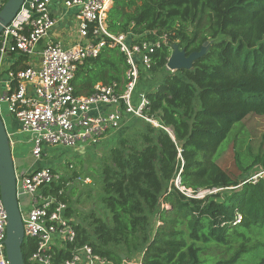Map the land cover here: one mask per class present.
<instances>
[{"label":"trees","instance_id":"trees-1","mask_svg":"<svg viewBox=\"0 0 264 264\" xmlns=\"http://www.w3.org/2000/svg\"><path fill=\"white\" fill-rule=\"evenodd\" d=\"M108 26L139 41L167 35L142 74L153 82L141 87L164 127L136 119L118 134L98 158L87 209L77 210L65 175L46 189L68 204L77 231L56 261L88 244L113 264H264V179L238 177L215 159L237 122L264 115V0H114ZM176 41L187 55L206 50L191 68L170 71ZM128 68L119 48L106 47L77 66L74 94L124 83ZM37 247L26 239L27 264Z\"/></svg>","mask_w":264,"mask_h":264},{"label":"built area","instance_id":"built-area-1","mask_svg":"<svg viewBox=\"0 0 264 264\" xmlns=\"http://www.w3.org/2000/svg\"><path fill=\"white\" fill-rule=\"evenodd\" d=\"M6 1L0 0V11ZM113 2L63 0L64 13L74 10L76 21L75 39L68 45L61 40H45L59 22L54 0H25L16 17L3 29L0 34V113L12 150L15 135L19 134L27 135L20 142L30 144L31 155L39 160L52 147L92 150L105 147L110 133L116 135L114 144L118 134L126 131L136 119L164 127L147 112L149 100L140 89V78L152 67L153 54L167 35L150 42L139 41L138 35L130 29L120 33L111 31L108 11ZM106 47H117L125 54L129 64L125 82L98 83L93 94L75 95L72 81L77 66L87 58L96 57ZM22 55L25 58L21 59ZM35 56H39V61ZM166 66L175 71L169 68L168 62ZM61 176L62 172L52 166L43 165L23 173L16 170L25 237L38 242L31 264H113L96 254L88 244L74 249L71 258L56 261L57 249L74 243L77 236L73 218L67 215L68 204L45 193ZM258 178L264 179V173L254 180ZM84 180L92 182L90 178ZM25 198L31 199L29 208H25ZM6 236L7 212L0 183V264H10L6 256Z\"/></svg>","mask_w":264,"mask_h":264},{"label":"rangeland","instance_id":"rangeland-1","mask_svg":"<svg viewBox=\"0 0 264 264\" xmlns=\"http://www.w3.org/2000/svg\"><path fill=\"white\" fill-rule=\"evenodd\" d=\"M74 39L75 37L71 38V42ZM39 59V56H35V60L39 61ZM152 82L150 78L141 77L140 89H147ZM115 136V133H110L105 147H97L93 150L52 147L48 154L39 160L31 155L30 144L22 145L25 151L15 161L17 171L23 173V168L31 164L58 168L66 177L63 183L65 191L71 195L77 210L87 209L94 200L88 202L86 200L87 192L91 189L89 184L92 182L86 183L84 179L90 178L91 181L93 179L95 181L94 169L98 164V158L107 147L113 144ZM258 157H264V115L250 114L233 126L228 137L221 144L215 159L223 168L237 173L238 177L255 179L258 174L264 173V163L262 160L258 162ZM92 189V195L96 197L99 184ZM72 191L74 193L71 194ZM77 198H80L79 203L76 202Z\"/></svg>","mask_w":264,"mask_h":264},{"label":"water","instance_id":"water-1","mask_svg":"<svg viewBox=\"0 0 264 264\" xmlns=\"http://www.w3.org/2000/svg\"><path fill=\"white\" fill-rule=\"evenodd\" d=\"M25 0H7L0 11V34L16 17ZM207 45V43H206ZM206 46L200 52L187 55L179 43L172 45L168 60L169 68L173 70L191 68L193 61L202 55ZM0 183L3 202L7 212V236L5 240L6 256L10 264H27L23 246L26 241L21 207L17 195L16 164L7 127L0 113Z\"/></svg>","mask_w":264,"mask_h":264},{"label":"crops","instance_id":"crops-1","mask_svg":"<svg viewBox=\"0 0 264 264\" xmlns=\"http://www.w3.org/2000/svg\"><path fill=\"white\" fill-rule=\"evenodd\" d=\"M62 1L63 0H54V7H55L54 12L57 15V17H59V22L57 23L56 27L51 31L49 39H51L53 41L61 40L68 45V44H72L71 38H73L75 36V31H73V28L76 24V21H75V17L73 14L74 10H69V11H67V13H64L66 10L63 6ZM14 126H16V129L18 128L16 124ZM24 135L25 136L20 135V134L17 136L15 135L16 144L13 148L15 161H16V159L19 158V155L25 151V149L22 148V145H25L27 143H25V142L21 143L20 142V140L26 139L27 135L26 134H24ZM23 156H24V154H23ZM37 167H39V166H35V164H31V165L27 166L26 168H23V171H29L30 169L37 168ZM16 170H17V168H16ZM30 201H31L30 198L25 199V201L23 202L25 205V208L30 207Z\"/></svg>","mask_w":264,"mask_h":264}]
</instances>
